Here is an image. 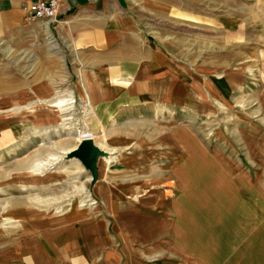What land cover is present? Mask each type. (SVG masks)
Segmentation results:
<instances>
[{
  "label": "crops",
  "instance_id": "crops-1",
  "mask_svg": "<svg viewBox=\"0 0 264 264\" xmlns=\"http://www.w3.org/2000/svg\"><path fill=\"white\" fill-rule=\"evenodd\" d=\"M30 1L0 0V42L22 33L37 40L45 32L48 51L61 69H71L74 90L101 131L94 143L118 163L107 171L99 163L111 159L96 160L93 189L104 204L102 213L76 210L39 222L27 218L20 228L9 218L6 227L12 229L0 231V241L4 234L12 239L0 243V264H264V194L250 174L229 164L189 127L176 129L166 152L130 147L138 140V127L158 124L165 102L183 100L187 108L195 107L190 71L182 69L180 75V66L149 37L142 11L149 5L156 9L157 1L59 0L57 20L49 25L26 18L23 6ZM35 26L44 29L35 31ZM138 155H154L155 164L149 168L147 160L145 165L144 159L131 158ZM164 155L170 157L175 189L168 229L157 208L163 203L159 190L142 201L156 205L144 218L130 210L137 202L131 195L135 185L127 179L138 162L140 170L146 166L156 172V187L168 183ZM122 170L127 173L121 175Z\"/></svg>",
  "mask_w": 264,
  "mask_h": 264
},
{
  "label": "rangeland",
  "instance_id": "rangeland-1",
  "mask_svg": "<svg viewBox=\"0 0 264 264\" xmlns=\"http://www.w3.org/2000/svg\"><path fill=\"white\" fill-rule=\"evenodd\" d=\"M156 1L159 7L149 5L142 11L149 37L180 66V75L182 69L190 71L195 107L187 108L183 100L165 102L159 112L161 122L138 127L135 132L140 135L130 147L148 151L158 147L166 152L173 147L176 129L189 127L229 164L250 174L264 194V0ZM41 33L37 40L22 33L17 40L0 42V231L12 229L6 227L9 218L16 220L10 225L20 228L27 218L39 222L76 210L102 213L104 207L93 189L90 170L78 159L65 157L78 145L80 133L85 131V137L93 139L101 131L92 123L90 107H82L86 100L74 90L76 77L71 69L60 68L59 59L47 49L45 32ZM53 39L62 51V43ZM67 90L75 101L70 119L63 121L55 104ZM152 116L148 114L149 120ZM131 158L144 159V164L147 160L149 168L155 164L154 155ZM163 159V176L169 181L162 186L152 181L156 172L150 173L146 166L142 172L138 162L131 176L124 170L121 175L127 173L135 185L131 195L137 203L130 210L144 218L151 217L156 205L142 201L159 190L163 203L157 208L163 211V225L168 229L175 189L170 157ZM115 163L99 165L110 171ZM28 211L32 214L27 215ZM6 239L10 243L11 234H4L0 243H7Z\"/></svg>",
  "mask_w": 264,
  "mask_h": 264
},
{
  "label": "water",
  "instance_id": "water-1",
  "mask_svg": "<svg viewBox=\"0 0 264 264\" xmlns=\"http://www.w3.org/2000/svg\"><path fill=\"white\" fill-rule=\"evenodd\" d=\"M105 155V151L97 146L91 137H84L74 149L69 151L66 157L78 159L86 169L90 170L92 180L95 181L97 177V156Z\"/></svg>",
  "mask_w": 264,
  "mask_h": 264
},
{
  "label": "built area",
  "instance_id": "built-area-1",
  "mask_svg": "<svg viewBox=\"0 0 264 264\" xmlns=\"http://www.w3.org/2000/svg\"><path fill=\"white\" fill-rule=\"evenodd\" d=\"M28 20L40 19L46 25L57 20L60 12L59 0H34L23 6Z\"/></svg>",
  "mask_w": 264,
  "mask_h": 264
},
{
  "label": "bare ground",
  "instance_id": "bare-ground-1",
  "mask_svg": "<svg viewBox=\"0 0 264 264\" xmlns=\"http://www.w3.org/2000/svg\"><path fill=\"white\" fill-rule=\"evenodd\" d=\"M74 101L75 100H74L73 95H72L70 90L63 91V93H61L59 95V100L57 101L58 103H56L55 105L58 106L59 111H61V113H62V119L61 120L64 121V120L70 119V116H68V115H70L69 114V110L73 107L72 104L74 103ZM82 107L84 108V110H86L85 107H87V105L85 104ZM84 132L85 131H83V133H80L78 135V138H79L80 141L82 140V138L85 137V133ZM88 137H90V136H88ZM71 150H69V151H71ZM69 151H68V153H69ZM67 154H66V156H67ZM106 155H107V153H106Z\"/></svg>",
  "mask_w": 264,
  "mask_h": 264
}]
</instances>
